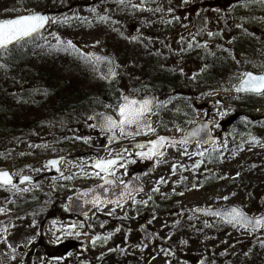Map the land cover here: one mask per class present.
I'll return each instance as SVG.
<instances>
[{"label":"rangeland","instance_id":"374dc122","mask_svg":"<svg viewBox=\"0 0 264 264\" xmlns=\"http://www.w3.org/2000/svg\"><path fill=\"white\" fill-rule=\"evenodd\" d=\"M70 1L0 0V19L14 18L30 11L56 9ZM78 1L89 3L92 0ZM164 1L166 5L160 0H148L146 8L161 9L159 18H150L152 11L133 10L118 6L116 0H102V9H95V12L84 8L57 13L53 18L75 15L86 19L49 23L45 34L48 32L51 39L53 37L49 33L55 32L64 40H72L83 52L94 50L99 53H106L107 39L114 32L122 30L128 38L136 36L137 40L131 39L128 53H112L121 80L109 89L105 102L94 106L100 112L117 117L114 106L119 103L120 93H129L137 98L148 94L149 88L139 75L145 58L135 47L147 46L148 51L150 48L152 54L162 56L165 65H170L176 73L187 74V83L179 81L178 86L190 91L189 98L172 97L169 91L160 93L147 116L155 129L151 136L165 133L177 137L196 122L210 120L215 122L212 131L222 133L219 142L207 148L197 145L168 147L163 156L149 165L136 162L132 149L134 142L150 138L146 134L125 137L120 143H115L103 140L93 130L56 142L39 139L22 143L16 154L0 158V171L6 170L14 177L28 175L35 182L16 188L0 187V208L6 209L0 212V264H41V257L45 259L44 264H62L64 261H57L64 259L69 260L68 264H104L111 258L124 264H264V247L260 243L264 230L253 233L218 219L199 218L193 213L197 207L226 206H235L249 215L264 212V96L250 99L236 91L242 73L264 72V41L245 40L240 48L246 51L236 53L232 50L234 40L240 34L253 35L255 27L262 28L264 4L259 0L246 7L242 6V0ZM132 3L139 4L140 0H132ZM257 9H261V14L252 13ZM104 15L110 16L111 20L98 19ZM209 32L214 35L210 37ZM173 34L178 35L169 40ZM155 36L163 37L164 42L169 40L170 50L156 49V42L152 39ZM214 52L227 54L232 59L216 69L218 79H214L212 69L209 70L211 72L206 70V62ZM204 74L212 78H205ZM77 137H86L87 140ZM124 149L128 152H123ZM185 151L188 155L182 154ZM197 152H205V155H193ZM117 154H123L128 162L124 168L119 164L115 166L111 177L120 183L133 172L145 187L143 194L134 197L136 203L133 204L131 199L119 207H102L86 218H65L68 200L78 190L101 180L92 174L96 170L90 162L97 157L113 158ZM57 157H64L58 177L52 175L45 164L46 160ZM197 160L202 163L193 168ZM23 188L29 190H17ZM225 196L227 200L222 198ZM27 198L32 199L35 205V224L14 210L20 204L17 202ZM51 207L54 214L50 213L49 217L47 212ZM169 214L175 215L173 220L169 219ZM150 215L156 216L153 225L159 240L152 245L135 239L131 223V228L126 229L120 223L136 220L138 226L139 221L147 223ZM39 220L42 221L40 232ZM69 224H76L78 227L73 232L81 234L62 235ZM80 224L84 226L79 227ZM4 228L8 229L7 233ZM96 236L109 238L106 241L100 239L93 245L92 238ZM57 237L59 242H55ZM30 245L40 247L33 249L31 257L27 251ZM76 249L78 252L79 249L86 251V261L75 262ZM12 256L16 259H11ZM79 256L83 257L82 252Z\"/></svg>","mask_w":264,"mask_h":264},{"label":"trees","instance_id":"16d2710c","mask_svg":"<svg viewBox=\"0 0 264 264\" xmlns=\"http://www.w3.org/2000/svg\"><path fill=\"white\" fill-rule=\"evenodd\" d=\"M100 1L102 0H92L89 3H84L83 1L71 0L63 7H56V9L53 8L46 12L53 17L57 13L64 14L75 9L88 8L90 10L95 8L99 10L102 9ZM160 2L165 4L164 0H160ZM260 10H252V13L261 14L262 11ZM158 12L152 11L150 18H159ZM165 28H168V26L166 25ZM252 31L257 37L254 36L253 32V35L248 34L247 36L240 34L239 38L236 41L234 40L235 47L232 50L236 53L246 51V49L240 48V44L245 40L246 42L248 40L252 42L256 40L264 41V25L262 28L255 27ZM43 33L45 34V31ZM47 33L46 36H42L49 43L54 44V38L50 39ZM178 34H173L169 40ZM125 35L122 30L110 35L107 39L106 54L113 56L114 51L128 53L127 49L130 47L132 40ZM152 39L156 42V49L161 47L160 50H170L169 40L164 42L163 37L159 36L152 37ZM37 43L44 44V40H37ZM110 46H114V48H110ZM135 47L145 58L143 61L144 67L139 75L142 82L149 88L148 94H156L157 99L160 93L165 91H169V95H172V97L183 98L190 95L189 88L178 86L179 81L187 83L186 73H176L170 65H165L162 56L152 54L150 48L148 51L147 46ZM231 60L227 54L214 52V56L208 58L206 62V70L211 72L209 70L212 69L211 74L213 73L215 76L214 79H218L219 75H215L216 69L222 67L223 62L226 65ZM0 64L5 65L0 67V158H8L16 154L18 148L24 142L39 141V139L56 142L72 135L75 136L80 133L85 135L93 132V128L89 124V118L91 115L100 112L94 105L105 102L108 99L109 89L116 86V83L121 80V77L117 76L113 82L106 83L99 77L96 70L78 59L75 53L49 50L47 46L43 48L34 47L31 43L24 48L10 50L6 56L0 57ZM204 77L212 78V76L208 77L205 74ZM245 97L251 99L256 96L246 94ZM119 98L120 96L118 100ZM243 107L248 108L245 104H243ZM42 134H44L43 138H41ZM128 175L137 178L133 172ZM35 198L37 197L35 196ZM31 201L33 200L27 198L17 202L20 204L14 209L19 216H24L29 221L36 219L35 205ZM53 211V207H51L47 212L48 216ZM169 216H171L169 219L175 217L174 214H169ZM43 217H47V215ZM65 218L74 219L69 214H66ZM149 218L147 223H142L139 219L138 226L136 220H131L129 223L120 221V223L125 229L132 226V232H135V239L138 242L152 245L158 243L159 240H157V231L154 230L153 225L156 216L150 215ZM41 224L42 221L39 220L38 227ZM38 231H41L40 227ZM34 248L40 249L35 245H30L27 248L30 257L33 256ZM76 251L77 253L74 255L76 263L87 260L86 251L81 249H79L80 252L77 249ZM81 252L83 257L79 256ZM60 261H64L62 264H68L69 260L64 259L57 262ZM44 262L45 259L41 257V264H44ZM121 262L111 258L104 264H124Z\"/></svg>","mask_w":264,"mask_h":264},{"label":"snow or ice","instance_id":"6c2138e0","mask_svg":"<svg viewBox=\"0 0 264 264\" xmlns=\"http://www.w3.org/2000/svg\"><path fill=\"white\" fill-rule=\"evenodd\" d=\"M118 6L123 7H130L133 10L138 11H160L161 9L159 7L155 9L146 8V5L148 3V0H140L139 4L132 3V0H116ZM184 3H187V0H183ZM256 0H242V6H248L250 3H254ZM261 4H264V0H259ZM91 11L95 12V8L91 9ZM168 11L171 12L172 8L169 7ZM71 19H78V20H85L86 18L73 16L68 17L65 16L62 19L61 18H53L48 15L43 14L39 11H30L25 15L16 16L14 18H4L0 19V57L6 56L10 50L14 49H21L24 48L28 44H32L34 47L43 48L47 46L49 50H55V51H64V52H70L75 53L77 58L80 59L85 64H88L95 70L96 65L106 59L105 57L96 56L92 52H83L81 51L76 44L73 43L72 40L64 41L59 37L55 32L49 33L50 36H52L55 40L54 44H51L45 39L41 33L42 30L45 29V26L49 23L55 24L57 22H64L67 23ZM98 19L100 21H110L111 17L104 15L99 16ZM237 27H241L240 25H237ZM115 30V29H114ZM208 35L211 37L214 35V33L209 32ZM44 40V44L37 43V40ZM133 41L137 40L136 36L131 37ZM96 43H99L97 41ZM113 67L109 68L108 73L103 77L104 79H108L109 77H114L117 75L115 72V63L112 62ZM5 65L0 64V67H4ZM237 92H245V93H251L259 96H264V73L261 74H254L252 72H244L241 74V80H240V86L236 88ZM47 94L46 92L44 93ZM121 102L118 103L116 106H114V111L117 114L118 118H113L109 115H103L100 123L97 125L102 130H105L107 132L112 133V136L109 137V140H114L116 138V131L118 130L120 135H140L142 130H146L147 132H154L155 129L152 128L151 124L146 119V116L148 113L152 111V104L153 101L150 99H142L137 100L129 97L128 95L121 96ZM223 115V113H221ZM203 127H207V125H204ZM201 129H197L196 132H193L192 135H197ZM77 139H84L87 140L86 137H77ZM253 140H255V137H253ZM187 142V138L183 140H170L169 137L166 136H157L156 139L150 140L148 142V148L146 151L143 149L145 148L144 144H137L135 147L141 149V151H137L135 153L136 156H139L142 159H153L156 156H163L164 153L161 151L162 148L165 147V145L168 146H176L177 144L183 145ZM208 141H205L207 143ZM123 152H128V149H124ZM183 155H188L187 151L182 153ZM193 155L198 156H204L205 152H197L193 153ZM62 159V158H61ZM118 161H124L119 163ZM128 161L126 160V157L123 154H117L114 158H99L97 157L94 161L90 162L91 167L95 170L92 174L100 177V179L104 180L105 184H113L115 181L108 178L112 175H114L113 169L115 166H119L121 168L126 167V163ZM59 161L56 159L50 160L47 162L46 167H57ZM202 161L197 160L192 167L198 168ZM173 169H175V165L172 166ZM57 170H59L57 168ZM101 173H104V176H101ZM239 175V173H237ZM66 179H71V177H65ZM27 181H31V177L27 175L20 176V182L24 183ZM160 182H163L161 180ZM120 183L123 185L124 181H120ZM0 185L3 186H11V188H16V184L13 183V175L10 174L8 171H0ZM193 187H196V185H193ZM125 188H127V185H125ZM18 191H28L29 189L23 188V189H17ZM158 189H154L156 191ZM92 191V190H89ZM107 191V189H105ZM88 193H84V195H87ZM125 195L128 196L129 199H132V203L135 204L136 200L131 196V193H121L120 199H123ZM234 195V193H233ZM223 199L227 200L228 197H222ZM151 199V197H149ZM108 203H115L118 207L120 205V201H107ZM94 206H99L103 203H105V200L101 198L98 194H93L92 199L90 201ZM140 203H147L146 201H141ZM6 209L0 208V212H5ZM196 211H202L201 209H196ZM208 212L216 217H220L223 222L231 225L234 228H242L245 230H251V232H257L259 230H264V215H249L242 209H239L237 207H232L229 211H226L224 213L211 211V209L208 210ZM112 213H109L111 215ZM55 223V222H54ZM33 224H35V221H33ZM83 224H80L79 227H83ZM207 227V223L205 224ZM67 231L63 232L62 235L65 236H72V235H80L79 232H73L74 229H76L78 226L76 224H69L66 226ZM3 231L7 233L8 229L4 228ZM109 237H93L92 238V244L95 245L96 242L100 239L107 240ZM7 243V240L4 241ZM55 242H59V237L56 238ZM261 246L264 247V240L260 241ZM11 247V245H9ZM13 252H15V249L13 248ZM247 255V253H245ZM11 259H16L15 256H12ZM60 258H57L59 260Z\"/></svg>","mask_w":264,"mask_h":264},{"label":"water","instance_id":"95a60500","mask_svg":"<svg viewBox=\"0 0 264 264\" xmlns=\"http://www.w3.org/2000/svg\"><path fill=\"white\" fill-rule=\"evenodd\" d=\"M42 13L45 14V15L50 16L49 13H46V12H42ZM47 26L48 25L45 26V29L47 28ZM44 30H42V32ZM88 52H92L96 56H100V57H105L106 58V59L100 61L96 65L95 69H96L98 75L104 81H106L108 83L113 81L116 78L117 75L114 76V77H109L108 79H104L103 77L108 73L109 68L113 67V64H112L113 61L115 63V69L114 70L117 73V66H116L115 60L110 55H107V54H101V53H98V52L93 51V50H89ZM239 86H240V81L236 85V88L239 87ZM238 93H240V94H251V93H245V92H238ZM124 95H128L129 97H131L129 94H124ZM253 95H255V94H253ZM131 98L137 99V100H142V99H145V98L150 99V100L153 101V104H152V107H153V105L155 103V100H156V94L148 95V96H146V97H144L142 99H138V98H135V97H131ZM103 115H109V116H112L113 118H115L113 115H111L109 113L102 112V113H99V114H96V115H92L90 117V121H91L92 127L95 130H98L100 135H106L107 138L109 139V137L112 136V133L107 132L105 130H102L100 127L97 126L100 123ZM213 124H214V122H212V121H200V122L196 123L190 129H188L187 132L185 133V135H183L182 137H180V138H170L169 137V138H170V140H176V141L183 140V139L187 138V142L185 144H183V145L191 146L195 142H197L202 147H208V146H211V145H214V144L218 143L219 140H220V135L219 134L214 135L212 133V131H211V127H212ZM204 125H207V127L206 128L203 127ZM197 129H201V130L199 131V133L197 135H195V136L192 135V133L196 132ZM117 131H116V138L113 140L115 142H118L120 140L118 135H117ZM141 132L150 133V132H147L146 130H142ZM166 137H168V136H166ZM205 141H208V142L205 143ZM137 144H144V145L149 146L148 143H137ZM137 144L133 145V149H135V153L137 151H141V149H138L137 147H135ZM177 145H179V144H177ZM147 148L148 147H146L143 150L146 151ZM164 148H162L161 151H163ZM135 153H134V159L136 161L147 163V164L152 163L155 159H157L159 157V156H156V157H154L151 160L142 159L139 156H136ZM53 159L58 160L59 163H58L57 167H49V168L51 169L53 174H56V171H58L57 168L59 169V164L64 159V157H57V158L48 159V160H46L45 164H47L48 161L53 160ZM119 162L120 161H118V163ZM3 171H6V170H3ZM58 173H60V172H58ZM29 177H31V176H29ZM108 178H110L113 181H115L112 177H108ZM13 183L16 184V186H21V185H25V184H32V183H34V178L31 177V181H27V182L21 183L20 182V177H14L13 176ZM125 185H127V188H125ZM0 187L8 188V187H11V186L0 185ZM105 189H107V191H105ZM89 190H92V191H89ZM144 190H145L144 186L140 183V181L137 180L136 178L132 177V176L127 177L126 180L124 181L123 185L118 183V182H116V181H115V183L108 185V184L104 183V180H101L99 183H97V184H95V185H93L91 187L79 190L68 201L67 211L69 212L70 215H72L74 217H77V218L86 217V216L90 215L91 213H93L94 211L98 210L102 206L116 205L115 203H108L107 201L119 200L120 201V205L129 203L131 199H129L127 195H125V197L123 199H120L121 193L130 192L131 196L135 197L136 195L143 194ZM86 192L88 194L84 195V193H86ZM93 194L100 195L101 198L103 200H105V203H103V204H101L99 206H94L92 203H90ZM232 207H235V206H226V207H222V208H213V209H211V211L224 213L226 211H229ZM196 209H201L202 211H196ZM208 210L209 209L198 207V208L194 209V213H195V215H197L199 217H205V218L214 217V218H217V219L223 221L220 217H216V216L211 215L208 212ZM249 231H251V230H249Z\"/></svg>","mask_w":264,"mask_h":264},{"label":"flooded vegetation","instance_id":"af4514ba","mask_svg":"<svg viewBox=\"0 0 264 264\" xmlns=\"http://www.w3.org/2000/svg\"><path fill=\"white\" fill-rule=\"evenodd\" d=\"M148 95V94H147ZM121 96H122V94H120V98H121ZM190 97V95L188 96V98ZM119 98V103H120V101H121V99ZM156 104V103H155ZM155 106V105H154ZM153 106V107H154ZM153 109V108H152ZM149 114V113H148ZM150 124H151V126H152V128H153V124L150 122ZM188 129V128H187ZM186 129V130H187ZM186 130H184L181 134H179L177 137H179V136H182V135H184L185 134V132H186ZM165 132V131H164ZM118 133V135L120 136V140L117 142V143H120L121 141H122V139H124L125 137H130V138H134V137H140V136H144V134H146V133H143V132H141V134L140 135H128V136H122V135H120V133L119 132H117ZM153 134V132H151V133H148V134H146L145 136H149L150 138L148 139V140H143V141H137V142H134L133 144H132V148H133V145L134 144H137V143H148L150 140H153V139H156V137L157 136H168L167 134H165V133H163V134H158V135H154V136H151ZM176 137V136H175ZM105 140V139H104ZM193 146V145H192ZM146 147H148L147 145H145V148ZM168 147H177V146H166L165 147V149L166 148H168ZM144 148V149H145ZM139 149V148H138ZM134 153H135V151H134Z\"/></svg>","mask_w":264,"mask_h":264}]
</instances>
